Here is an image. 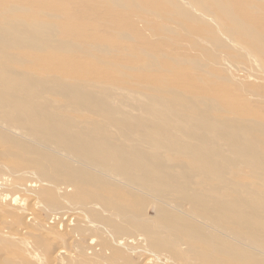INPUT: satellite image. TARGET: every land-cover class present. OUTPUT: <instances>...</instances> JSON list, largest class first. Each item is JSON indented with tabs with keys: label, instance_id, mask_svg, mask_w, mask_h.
I'll use <instances>...</instances> for the list:
<instances>
[{
	"label": "rangeland",
	"instance_id": "obj_1",
	"mask_svg": "<svg viewBox=\"0 0 264 264\" xmlns=\"http://www.w3.org/2000/svg\"><path fill=\"white\" fill-rule=\"evenodd\" d=\"M20 104L103 130L107 178L83 191L104 204L97 220L188 264H264V0H0V106ZM161 114L174 135L160 143L145 119ZM195 132L213 142L192 146ZM175 207L202 223L186 235ZM155 221L167 239H146Z\"/></svg>",
	"mask_w": 264,
	"mask_h": 264
},
{
	"label": "bare ground",
	"instance_id": "obj_2",
	"mask_svg": "<svg viewBox=\"0 0 264 264\" xmlns=\"http://www.w3.org/2000/svg\"><path fill=\"white\" fill-rule=\"evenodd\" d=\"M11 106H0V247L16 254L21 250L17 263L188 264L182 257L150 252L140 235L125 237L124 233H118L117 230L123 231L122 222L109 226L97 220L105 212L104 204L100 201L88 204V200H83L88 190L86 176L107 178L108 171L100 161L113 150L107 137L100 134L102 129L93 127L90 131L89 125L77 124L64 110L21 104ZM145 121L156 126L150 133L160 143L174 135V126L167 122L164 114L148 117ZM94 130L97 132L92 133ZM206 137L199 132L193 133L190 135L192 146L201 143L207 147L213 141H206ZM142 143L148 141L144 139ZM77 148L79 153L86 151L78 154L81 158L74 155L75 150L72 151ZM127 156L124 154L120 159L130 162ZM53 173L61 174L62 179H51ZM19 193L24 195L27 204L22 198L18 199ZM175 211L184 221L186 235L192 223H202L179 207H175ZM40 212L46 214L45 218ZM115 215L123 222L136 219L135 215L122 213L116 207ZM145 228L149 229L145 233L147 240L169 237V232L159 222H147ZM67 236L77 250L73 252H76L75 257L66 254L61 245V239ZM33 240L36 245L41 242L46 245L44 259L41 254L31 251ZM169 245L177 256L182 255L176 243L170 242ZM91 254L95 258H89ZM131 254L137 256V262L130 257ZM1 258L0 264H11V261L7 263L8 258ZM197 260L203 264L202 260L208 262L209 257L199 255Z\"/></svg>",
	"mask_w": 264,
	"mask_h": 264
}]
</instances>
